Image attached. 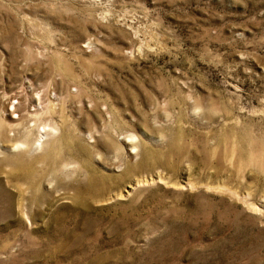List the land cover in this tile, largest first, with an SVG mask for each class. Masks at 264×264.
<instances>
[{
  "label": "rangeland",
  "instance_id": "374dc122",
  "mask_svg": "<svg viewBox=\"0 0 264 264\" xmlns=\"http://www.w3.org/2000/svg\"><path fill=\"white\" fill-rule=\"evenodd\" d=\"M0 264H264V0H0Z\"/></svg>",
  "mask_w": 264,
  "mask_h": 264
},
{
  "label": "bare ground",
  "instance_id": "6f19581e",
  "mask_svg": "<svg viewBox=\"0 0 264 264\" xmlns=\"http://www.w3.org/2000/svg\"><path fill=\"white\" fill-rule=\"evenodd\" d=\"M45 131H46V130H45ZM44 135H45V133H44ZM44 135L41 134V137H42V138L39 139L41 143L44 142V141L42 140V139H44V138H43ZM136 185H138V183H137V184L135 183V184H133V185H130V187L133 189Z\"/></svg>",
  "mask_w": 264,
  "mask_h": 264
}]
</instances>
